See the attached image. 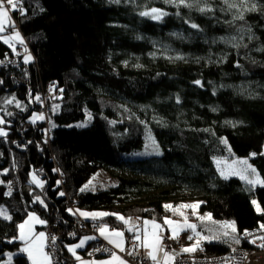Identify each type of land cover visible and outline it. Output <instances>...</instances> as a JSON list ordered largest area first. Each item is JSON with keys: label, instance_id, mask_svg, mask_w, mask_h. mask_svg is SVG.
<instances>
[{"label": "trees", "instance_id": "trees-1", "mask_svg": "<svg viewBox=\"0 0 264 264\" xmlns=\"http://www.w3.org/2000/svg\"><path fill=\"white\" fill-rule=\"evenodd\" d=\"M18 7L23 13L8 6L7 29L23 43L0 40V208L12 217L0 216V264L5 253L12 264H29L17 234L29 213L59 226L58 256L75 264L66 246L84 237L70 209L110 214L87 220L95 224L123 222L111 214L162 223L165 205L182 200L201 201L210 220L196 226L215 240L179 257L243 247L242 234L264 225V186L223 178L215 160H248L264 180V0H19ZM152 142L160 154L126 157ZM105 169L126 177L106 190L85 188Z\"/></svg>", "mask_w": 264, "mask_h": 264}, {"label": "built area", "instance_id": "built-area-1", "mask_svg": "<svg viewBox=\"0 0 264 264\" xmlns=\"http://www.w3.org/2000/svg\"><path fill=\"white\" fill-rule=\"evenodd\" d=\"M47 99L44 97L40 103H42V109L39 111L44 112L46 107ZM61 183V182H60ZM15 186V184H13ZM36 200H32V204H35ZM71 214L74 216V224L76 229V234L82 237H95L91 239L96 241V248L87 251L86 258L97 259L98 257H107L114 253L115 250L109 244L100 241L97 237L98 229L101 224L88 222L83 220L75 210L70 209ZM135 225H140L138 220H135ZM129 222L125 224L122 223H112L109 224L111 229L120 230L125 234L126 246L124 251L120 253L122 259L129 264H155L151 261L145 251L140 250V245L137 239L133 237L131 232H129ZM47 234V250L51 255L52 264H64V261L58 256L57 243L56 240L59 236L63 235V232L58 225H46L45 230ZM162 237V250L161 252L171 254L174 245H181L183 241L180 239L176 242L172 241L166 236L165 233H160ZM55 237V242H52V238ZM264 237V228L259 226L258 228L248 230L242 234V244L243 247H238L233 250L227 251L223 255H216V257H200V256H184L176 257L173 264H264V248L260 245L264 243L261 239ZM131 253V255L129 254Z\"/></svg>", "mask_w": 264, "mask_h": 264}, {"label": "snow or ice", "instance_id": "snow-or-ice-1", "mask_svg": "<svg viewBox=\"0 0 264 264\" xmlns=\"http://www.w3.org/2000/svg\"><path fill=\"white\" fill-rule=\"evenodd\" d=\"M183 2V0H181ZM6 5L11 7V10H19L21 13H23V9L19 8V0H0V34L4 33L6 28V22L10 21L9 17V11L8 8H6ZM152 13H158L159 10L153 8ZM141 15H149V13L144 12L141 13ZM153 18H159L158 16H154ZM193 28L197 27V25L193 24ZM0 39H3L5 43H9L12 40H19L21 43L23 41L20 39V35L18 32H16L14 35H9L6 38L3 36H0ZM9 46L11 44L9 43ZM199 83V82H197ZM36 118H42V117H36ZM0 123H3L2 120H0ZM6 133L3 130H0V136H4ZM255 155V154H253ZM243 163H247V161H244ZM249 168H251V165H248ZM252 172L255 173L256 170L254 168H251ZM243 178V177H242ZM33 181L37 183L39 186H42V184L33 177ZM260 183L262 186H264V180H248L249 184L254 183ZM91 183V181L89 182ZM88 185H85V188H87ZM81 191H84V189H81ZM63 195V193H61ZM41 203H43L41 201ZM253 204H256V201H253ZM171 205H165V208H170ZM182 207H189L188 205H183ZM195 207V206H193ZM257 211H260L259 206L257 205ZM82 216L84 217H92L95 219L96 217H103L110 215L109 213H86L82 212ZM111 215H117L118 219L122 220L125 224L129 222L131 218L126 220L123 216H120L119 214H111ZM0 216H3L5 220H11L12 217L7 214V211L5 209L0 208ZM210 219V217H209ZM35 223L44 224L46 223L44 220H41L36 214L29 213L28 219H26L23 223H20L17 225V228L19 229V239L25 244V247L22 249L23 252H26L28 254V259L31 261V264H51V256L48 252H45L44 249L46 247L45 244V234L44 232L35 233L33 231V225ZM164 223L171 226L172 231V239H176L179 235V229L186 226L187 228H191L193 231H195V225L193 224H186L184 226L177 224L174 221L168 220L167 218L164 220ZM151 225V230L149 231L148 225ZM145 228L143 230V239H141L140 235L136 236V239L141 242V246H143L146 249H149L148 255L151 257L153 261H156V264H161L160 260L157 259L156 253L160 252L162 250L161 242L162 237L160 235V229L161 225L157 224L155 221H144ZM233 228V231H235L234 224L230 225ZM264 228V225L261 226ZM131 230V229H130ZM100 233L102 236H105V238L108 240V243L114 245L116 248H119L121 251H124L123 247V232L117 231L113 229L110 233H108V229L106 225L100 226ZM105 233H108L105 235ZM227 235V233H225ZM203 238V237H202ZM95 239V237H84L79 244L75 245L74 247H70L69 251L73 252L75 255V248L83 247L86 240ZM189 239H192L191 236H189ZM262 240H264V237H261ZM11 242V241H10ZM52 242H55V237L52 238ZM235 242L239 243V240H236ZM199 244V241H197V246ZM261 248H264V243L260 245ZM194 248H184V252H191L194 251ZM131 255V253H129ZM173 257L169 256L167 252L164 253V264H168V262ZM79 259V257H77ZM113 259L115 261H118V264H126L124 260H122L120 257L116 256L115 253H113Z\"/></svg>", "mask_w": 264, "mask_h": 264}, {"label": "rangeland", "instance_id": "rangeland-1", "mask_svg": "<svg viewBox=\"0 0 264 264\" xmlns=\"http://www.w3.org/2000/svg\"><path fill=\"white\" fill-rule=\"evenodd\" d=\"M6 8H8V6L6 5ZM11 8V7H10ZM9 11V8H8ZM155 16H159L160 12L158 13H154ZM9 17H10V12H9ZM13 20L10 18V21L6 22L5 25V32L3 33L4 35H2L3 37H7L9 35H14L16 32H18L15 28H12L13 31L10 32L7 28L11 25L12 26ZM19 33V32H18ZM20 35V33H19ZM21 39V36H20ZM3 40V39H0ZM23 41V39H21ZM4 41V40H3ZM9 43H21L19 40H12ZM8 44V43H6ZM52 95L50 93H48V97H51ZM47 98V97H46ZM152 141V140H151ZM154 146V149L152 150V147ZM152 147H147L146 149H143L133 155H128L126 157L131 158V159H137V158H147L148 156H155L161 153L159 145L155 144L154 142H152ZM247 163H243L244 160H227V159H223V160H215L216 163V167L217 170L220 172V175L224 178H229V177H239L241 178L243 181H248V180H254L257 181L259 180V178L255 175V173L252 172L251 168L248 167V165H250L248 160ZM118 176H123L126 177L125 174L122 173H118L117 171H110L108 169L105 170H100L98 173H96L94 175V177L90 180L91 183L88 182V187L87 189L95 192L99 189L101 190H106L109 187H113L116 185L117 183V177ZM243 177V178H242ZM33 179V178H32ZM34 184H36L37 188H39L38 190L41 191L42 190V186H39L37 183L34 182ZM256 184H260V183H254V185ZM43 185V184H42ZM171 205V204H168ZM176 206H172L171 205V211L169 213V217H166L168 220L174 221L179 225H186V224H193L195 225V231H193L191 228H187L186 226L182 227L181 229H179V235L176 239H172V231H171V226L167 225L164 223V219L162 223H158L161 225V229H163L165 231V229L168 231V238H170L172 241L176 242L179 239H181V237H183L182 239L184 240L182 245H176L173 246V255H182V254H192L193 252H195V250L197 249V241L200 242H204L206 241H214V238H211L210 236H207L206 233L203 232V234H201L198 231V228L196 226L197 222H204V220H210L209 217L210 215L204 213V214H200L199 213V208L202 205L201 201L198 200H182V201H178L175 204ZM183 205H188L189 207H182ZM195 206V207H193ZM84 211L78 210V214L80 216L81 213ZM86 213H104V212H87ZM33 213V212H32ZM36 216H38L36 214ZM83 218H85L84 216H82ZM26 219H28V216L21 222L23 223ZM144 221H142V229L144 230L145 225H144ZM149 221V220H147ZM153 220H150V222ZM197 221V222H196ZM133 222V220H129V223ZM45 224V223H44ZM44 224H40V223H35L33 225V231L35 233H39L41 231H37L36 227L38 226H43ZM131 224V223H130ZM149 231L151 230V225H148ZM231 230H233V228L230 226L229 227ZM160 229V230H161ZM45 234V244L46 247L44 249L45 252H48L47 250V234L45 231H43ZM17 234L19 236V229L17 231ZM189 236L192 237V239H189ZM203 237V238H202ZM222 238V237H221ZM18 240L22 243V247H21V252L22 249L25 247V244L19 239ZM184 248H194V251L191 252H184L183 249ZM25 255H28L26 252H23ZM50 255V254H49ZM51 256V255H50ZM12 258H13V254H9V253H5V259L2 261L1 264H12ZM99 260V259H98ZM52 258H51V264H52Z\"/></svg>", "mask_w": 264, "mask_h": 264}, {"label": "crops", "instance_id": "crops-1", "mask_svg": "<svg viewBox=\"0 0 264 264\" xmlns=\"http://www.w3.org/2000/svg\"><path fill=\"white\" fill-rule=\"evenodd\" d=\"M77 214H78V211L76 212ZM79 215V214H78ZM80 216V215H79ZM83 220H89V221H92V220H96V219H99V218H101V217H96L95 219H93L92 217H85V218H83L82 216H80ZM135 220H138V219H135ZM135 220H133V222H130L129 223V231L131 232V234L133 235V237L136 239V236L137 235H140L141 236V239H143V229H142V221H140V220H138L139 222H140V225H135ZM96 221H98V220H96ZM96 221H94V222H96ZM99 222H101V221H99ZM44 225H46V224H44ZM43 225V226H44ZM101 225H105V224H101ZM131 225H133V226H135V227H140L139 229L137 228V229H135V231L134 232H132V230H130L131 229ZM43 226H38V227H36V230H37V228H40V227H43ZM107 226V229H108V233H110L113 229H111L110 227H109V225L107 224L106 225ZM118 231H120V230H118ZM41 232H43V231H41ZM122 232V231H121ZM161 232H163V233H165L166 234V236L168 237V231L165 229V231L163 230V229H161L160 230V233ZM108 233H105V235H107ZM123 234H124V232H123ZM19 237V236H18ZM87 237V236H86ZM97 237L99 238V240L100 241H103V242H105L106 244H109L111 247H113L114 248V250H115V255L116 256H118V257H120L121 259H122V257H121V255H120V253L121 252H123V251H121L119 248H116L114 245H112V244H110V243H108V240L105 238V236H102L101 235V233H100V228L98 229V232H97ZM183 237H181V240L184 242V240L182 239ZM83 238H81L80 240H78L77 241V243L75 244V245H77V244H79L80 243V241L82 240ZM180 240V239H179ZM19 241V240H18ZM138 241V240H137ZM20 242V241H19ZM90 242V240H86L85 241V243H84V245H83V247H80V248H75V255L73 254V252H71V251H69V248L70 247H74L75 245H68V246H66V251H67V253H69V255H70V257H71V260L75 263V264H118V261H115L114 259H113V253L112 254H110L109 256H107V257H98L97 259H89V258H86L85 256L87 255V253L84 255V248L85 247H87V244ZM139 242V245H140V250H143V251H145L146 252V254L148 255V251H149V249H146V248H144L143 246H141V242L140 241H138ZM21 243V242H20ZM22 244V243H21ZM97 244V243H96ZM125 246H126V240H125V234H124V236H123V247L125 248ZM178 246V245H177ZM22 247V246H21ZM96 248V245H94V246H92L90 249H88V250H92V249H95ZM174 250V249H173ZM87 252V251H86ZM21 253H23V252H21ZM172 253H173V251H172ZM172 253L171 254H169V256H171V257H173L169 262H168V264H173L174 263V260H175V258L176 257H179V256H183L184 254H182V255H173L172 256ZM24 254V253H23ZM25 255V254H24ZM156 255H157V259L158 260H160V262H161V264H164V253L163 252H158V253H156ZM26 257H27V259H28V255H26ZM77 257H79V259H77ZM148 257H149V259L151 260V261H153L152 259H151V257L148 255ZM99 259V260H98ZM123 260V259H122ZM28 262H29V264H31V261L28 259ZM126 262V261H125ZM154 263L156 264V261H154ZM126 264H129L128 262H126ZM131 264V263H130Z\"/></svg>", "mask_w": 264, "mask_h": 264}, {"label": "water", "instance_id": "water-1", "mask_svg": "<svg viewBox=\"0 0 264 264\" xmlns=\"http://www.w3.org/2000/svg\"><path fill=\"white\" fill-rule=\"evenodd\" d=\"M41 201L43 202L42 199H39V205H40V207H41L43 210H45V209H46V206H45L44 202L41 203Z\"/></svg>", "mask_w": 264, "mask_h": 264}]
</instances>
